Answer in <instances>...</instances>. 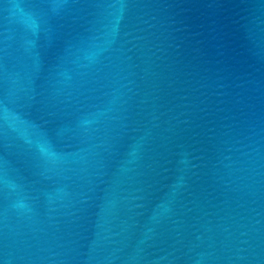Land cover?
<instances>
[{
  "label": "water",
  "instance_id": "water-1",
  "mask_svg": "<svg viewBox=\"0 0 264 264\" xmlns=\"http://www.w3.org/2000/svg\"><path fill=\"white\" fill-rule=\"evenodd\" d=\"M0 264H264V0H0Z\"/></svg>",
  "mask_w": 264,
  "mask_h": 264
}]
</instances>
